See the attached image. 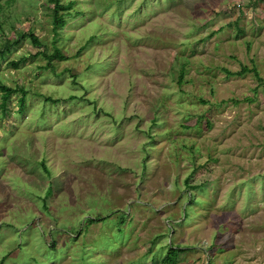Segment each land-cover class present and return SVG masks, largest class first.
<instances>
[{
  "label": "rangeland",
  "instance_id": "obj_1",
  "mask_svg": "<svg viewBox=\"0 0 264 264\" xmlns=\"http://www.w3.org/2000/svg\"><path fill=\"white\" fill-rule=\"evenodd\" d=\"M63 1L51 71L0 0V264H264V0Z\"/></svg>",
  "mask_w": 264,
  "mask_h": 264
},
{
  "label": "trees",
  "instance_id": "obj_2",
  "mask_svg": "<svg viewBox=\"0 0 264 264\" xmlns=\"http://www.w3.org/2000/svg\"><path fill=\"white\" fill-rule=\"evenodd\" d=\"M51 2L49 3L48 9L51 11L50 12V16L52 18V30L54 33V42L52 43V50L48 51L47 50V46L45 43L41 42L30 30H28L27 32H21L18 33V36L21 38H25V37H29L32 44L37 47V48H43L42 51L37 52L35 54L36 55H40L42 56L46 61L47 64L44 67L45 69H50L51 71H54L55 66L53 65V62H63V61H67L68 58L61 52V50L56 46V42L58 41V37H59V33L60 30L66 26V20L67 17H69L68 14V10H71L75 4L74 1H69L67 3H65L63 0H50ZM71 15V12H69ZM79 13H77L78 15ZM1 17H4V13H3V6L0 3V27H1ZM19 40H16L14 42H6L4 46H8L10 44H16L18 43ZM3 51L2 48H0V56H3ZM27 60V57H23L18 61L12 62V65L15 67H18L20 63H23ZM223 71H225L227 73V75H236V76H242L244 73H247L249 71H251L252 73L255 74L256 78L260 79L259 76L257 75V70L253 67L251 69L246 68L245 66L240 67V70L237 71L236 73L234 72H230L226 69H223ZM75 75V74H73ZM264 84V82H263ZM0 90H2V106L5 105V102L7 101L8 97L15 92H20L22 94V96L19 98V102H18V107H19V112L22 113L24 111L25 108V89L23 87H15V88H11L8 87L6 85L0 84ZM75 99L76 97L72 96L70 99L72 100ZM45 101L47 102H52V103H58L60 101L57 102V100H53L50 97H46ZM4 108V107H3ZM207 124H209V121H207ZM187 127V126H184ZM100 222L97 219H91V223H98ZM172 252H173V248H170V250L168 251V253L165 255V257L162 260V263L164 264H170L171 262H173V256H172Z\"/></svg>",
  "mask_w": 264,
  "mask_h": 264
}]
</instances>
